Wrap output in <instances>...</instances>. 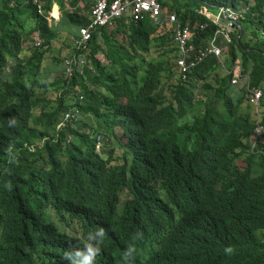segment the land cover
Listing matches in <instances>:
<instances>
[{
	"label": "trees",
	"instance_id": "1",
	"mask_svg": "<svg viewBox=\"0 0 264 264\" xmlns=\"http://www.w3.org/2000/svg\"><path fill=\"white\" fill-rule=\"evenodd\" d=\"M160 2L189 60L227 29L222 55L184 77L176 23L126 14L79 46L94 0H0V264H70L97 228L95 264H264V94L232 83L264 88V0Z\"/></svg>",
	"mask_w": 264,
	"mask_h": 264
},
{
	"label": "built area",
	"instance_id": "2",
	"mask_svg": "<svg viewBox=\"0 0 264 264\" xmlns=\"http://www.w3.org/2000/svg\"><path fill=\"white\" fill-rule=\"evenodd\" d=\"M163 5L160 0H94V5L92 8L91 20L87 25L80 28L79 36L75 39V43L79 46L83 45L85 42L89 41L93 37V32L98 28L112 24L116 19L124 17L126 14H130L136 20L145 19L151 17L154 22L159 23L160 21H169L176 23V39L180 50L179 64L182 67V72L184 77L187 75V71L196 65L198 59H203L209 53H214L217 56H221L224 48L227 46V41H229V35L227 29L225 31H218L217 35L212 40L211 44L206 47L205 50L199 55L198 59L189 60V49L188 41L191 36V28L189 24H182L177 17L175 12L164 11ZM39 12H43V7L41 4L38 5ZM235 18V16H234ZM233 19L229 20V25H233ZM205 27V24L202 25ZM219 33L225 34L226 40L222 44L218 43ZM223 66L227 72H232L229 68ZM71 69L70 67L68 68ZM246 75L243 74L239 64L235 66V75L233 76L232 83H238L241 77ZM246 79V88L248 91V97L251 103L255 104L258 108L260 100L264 94V88L262 86H251L248 80V76L244 77ZM74 113L68 112L65 114L64 122L71 118ZM264 133V123L258 122L255 128V138L253 143V148L257 144V140ZM101 141L99 140L98 145ZM255 150V149H254ZM264 154V149L259 150Z\"/></svg>",
	"mask_w": 264,
	"mask_h": 264
},
{
	"label": "rangeland",
	"instance_id": "3",
	"mask_svg": "<svg viewBox=\"0 0 264 264\" xmlns=\"http://www.w3.org/2000/svg\"><path fill=\"white\" fill-rule=\"evenodd\" d=\"M52 14L58 15L57 14V9H54V5H53V8H52V10L50 12V18L51 17L54 18ZM52 22H54V21L52 20ZM54 24H55V22H54ZM68 30H70V29H66L64 27L62 29V32H60V35L58 36V39H55V41L53 42L52 49L47 54L49 56L48 62L51 61V57H55L56 56V57H60L62 59H65L70 54L71 51L73 52V48H71V45H72L71 44V38L75 34L74 33L71 34V32L68 31ZM221 37H222L221 38V43L219 41L218 42L219 44H222L224 42V40H226L225 34L221 35ZM219 40H220V38H219ZM99 56L101 58H103L101 54H99ZM63 67L66 68V66H64V64H63ZM53 74H55V73H53ZM49 76H50V78H52V74L49 75ZM244 81H245V78L241 77L239 84L242 85L244 83ZM60 92H61V90L51 89V91L49 92V95L52 96L53 98H55V97H57L60 94ZM66 101L70 102V101H72V98L71 97H67ZM118 132H120L119 129H118ZM122 196L124 197V193H122Z\"/></svg>",
	"mask_w": 264,
	"mask_h": 264
},
{
	"label": "clouds",
	"instance_id": "4",
	"mask_svg": "<svg viewBox=\"0 0 264 264\" xmlns=\"http://www.w3.org/2000/svg\"><path fill=\"white\" fill-rule=\"evenodd\" d=\"M103 236L104 230L102 228H97L95 230V237H93L95 240L94 243H88L84 248H76L70 252H67L65 255L70 264H95V259L101 251L99 244ZM134 251L135 249L132 246L127 247L122 254L124 259L126 260L128 256L133 255ZM75 257H80L81 259L77 261Z\"/></svg>",
	"mask_w": 264,
	"mask_h": 264
},
{
	"label": "crops",
	"instance_id": "5",
	"mask_svg": "<svg viewBox=\"0 0 264 264\" xmlns=\"http://www.w3.org/2000/svg\"><path fill=\"white\" fill-rule=\"evenodd\" d=\"M54 9H57V14L58 15H56V14H52L53 15V17H54V19H55V21L56 22H58L59 21V19H60V15H61V13H60V8H59V5L57 4V3H55L54 4ZM223 35V34H222ZM220 38V43H221V33H219V35H218V39Z\"/></svg>",
	"mask_w": 264,
	"mask_h": 264
}]
</instances>
